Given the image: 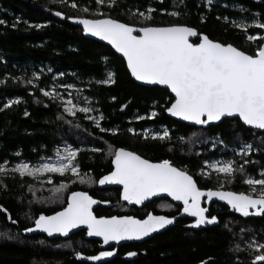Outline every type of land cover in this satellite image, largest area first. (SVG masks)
Returning <instances> with one entry per match:
<instances>
[{"label": "trees", "instance_id": "obj_1", "mask_svg": "<svg viewBox=\"0 0 264 264\" xmlns=\"http://www.w3.org/2000/svg\"><path fill=\"white\" fill-rule=\"evenodd\" d=\"M236 1L264 11V5L251 0ZM171 5L172 0H115L113 6L97 0H0V10L3 7L7 12L11 11L0 13L6 19V24L0 25V81H3L0 83V165L6 169L5 173H0V206L7 210H0V264H200L210 258V264H247L252 262L253 256L264 254L260 248L252 250L244 245L242 249L237 248L244 237L241 233L254 230L256 225L258 239L264 244V223L261 221L240 222L238 225L235 220H224L206 232L188 228L186 219L178 220L174 227L143 243L108 249L115 250V254L97 261L87 257L105 250L100 248L99 241L87 240L84 231L69 238L56 239L23 233L25 228L34 225L40 214L50 215L63 209L71 193L80 190L102 201L95 210L98 216L144 218L149 213L171 215L169 203L155 201L137 208L123 202L119 188H100V177L113 169L116 149L128 148L153 161L170 160L187 166L198 175L208 155H198L195 140L192 142L194 149L188 151L190 146L185 141L192 132L204 130L208 138L220 134L228 142L253 138V130L238 119L223 120L209 129H197L169 118L166 109L174 97L168 90L138 84L132 79L124 59L112 48L86 38L80 27L68 22L70 16L77 15L89 18L107 16L138 26L187 25L212 40L231 43L248 54H253L260 46V42L256 44L247 39L255 30L239 29L224 19L226 15L237 13L218 5L209 11L198 0H188L179 16H173L167 12ZM151 7L154 8L151 19H143L135 13V10L146 11ZM58 12L61 15H56ZM10 14L17 17L14 28L10 26ZM262 16L264 18V14ZM37 24L43 27H35ZM42 68L50 72H43ZM56 72L62 76L55 77ZM109 72L114 74V82L101 83L108 79ZM57 81L80 87L89 100V107L99 114V127L96 120L86 119L81 112L75 116L67 115L59 97L53 99L43 95L40 89L47 91ZM9 100L14 102L5 107ZM152 111H156V115L151 118ZM162 123L180 129L178 132L186 137L185 141L145 138L138 133L139 129ZM84 138L87 143L81 142ZM63 143L75 147L87 144L76 159L82 175L88 176L83 182L67 173L53 174L52 183L41 185L31 176H20L12 171L22 160L34 164L44 157L54 156L56 147ZM243 167V173L236 172L237 178L258 176V172L264 169V162L257 165L249 161ZM199 181L218 185L215 178L210 182ZM238 181L244 184V179ZM61 183L65 187L55 191ZM242 226L245 227L243 230ZM78 252L81 253L79 257ZM129 252L136 255L128 256Z\"/></svg>", "mask_w": 264, "mask_h": 264}, {"label": "snow or ice", "instance_id": "obj_2", "mask_svg": "<svg viewBox=\"0 0 264 264\" xmlns=\"http://www.w3.org/2000/svg\"><path fill=\"white\" fill-rule=\"evenodd\" d=\"M97 2L103 3L104 0H97ZM109 2L114 3L115 0H109ZM147 11L151 13L154 10L149 8ZM56 15L59 16L61 13L58 12ZM139 15L145 16L144 13ZM170 15L177 16L179 13L173 11ZM145 19H151V16H145ZM2 23L4 21L0 20V24ZM79 23L83 25L85 33H91L109 41L118 52L122 53L127 60L131 75L137 80L168 86L175 94L174 102L166 109L172 116L206 125L210 121H220L222 117L235 115L245 125L264 130V44L260 45L253 54H248L231 43H220L209 39L207 35L201 36L194 28L185 25L145 26L137 30L133 26L110 18H82ZM35 27L40 28L43 25L37 24ZM239 27L246 29V25H239ZM258 27L264 29V23H259ZM137 31L139 34H134ZM193 36L200 42L191 43L189 37ZM257 38L252 35L247 36L249 41ZM113 77L114 74L109 72L108 79L100 82L113 83ZM40 91L44 96H50L53 99L59 96L54 88L47 91L41 88ZM13 102L9 100L5 107ZM77 110L83 113L91 111L87 107H78L69 93V98L63 101V111L75 116ZM24 115L27 116L28 113L25 112ZM151 115L155 116L156 113L153 112ZM137 118L142 119V117ZM96 126H100L99 119L96 120ZM129 131L133 130L129 129ZM154 138H169V132L164 130L162 135L157 133ZM79 151L67 146L63 149V154L60 149L56 150L54 161L33 166L22 161L16 164L12 171L20 176L33 177L40 173L63 175L70 172L83 182L84 177L80 175V165L76 161ZM247 151H251V145L242 143L238 154H247ZM113 155L114 170L101 176L98 183L122 185V199L125 201L141 204L158 193H167L174 200L183 202L182 211L195 217L193 226L197 227L217 221L216 216H206L207 209L201 207V197L205 195L208 199L218 197L222 201H227L232 209L245 217L264 215V178L248 177L245 180L253 192L256 191L257 185L260 186L259 195L255 197L243 192L212 189L205 192L197 187L193 176L175 167L169 160L153 163L124 148L116 149ZM233 165L234 162L228 160L215 162L211 167L230 179L236 172H244L243 165L239 167ZM5 172L4 166L0 165V173ZM64 187L65 185L61 183L55 191H60ZM95 203L97 201L87 192H72L68 197L66 208L50 216L40 214L34 221V228H25L24 231L41 230L49 236L54 233L67 235L78 225H86L89 236L103 237V242L107 244L109 241L141 239L173 223L175 219V217L169 218L151 213L143 220L132 216L98 218L91 210ZM250 209L254 212H250ZM0 210L7 211L2 206ZM8 218L11 219L10 215ZM252 246L259 247L264 253V244ZM114 251H101L98 255L89 256L87 259L97 261L102 257L112 256ZM76 255L79 257L81 253L78 252ZM127 255L134 256L136 253L129 252ZM257 261L264 262V254L255 255L253 264ZM201 264L204 262L202 261Z\"/></svg>", "mask_w": 264, "mask_h": 264}, {"label": "flooded vegetation", "instance_id": "obj_3", "mask_svg": "<svg viewBox=\"0 0 264 264\" xmlns=\"http://www.w3.org/2000/svg\"><path fill=\"white\" fill-rule=\"evenodd\" d=\"M172 1H173V5H171V9L169 11H167L168 14H170L173 11L180 14L181 10L183 9V4H185L188 0H172ZM198 1L200 3H203L205 8L208 9L209 11L213 10V6L218 5L223 9H228L234 13H237L238 15H233V16L226 15L224 17V19L227 18V19H225L226 21L231 22L232 24H234L239 29L246 30V31H249V30L254 31L255 30L253 34H249V35L258 37L256 40H254L256 42V44L258 42H260V45H262L264 43V29H261L258 27L259 23H264V18L262 16V14H264L263 10L256 8L254 6H249L246 4L239 3L236 0L230 1V2H228L226 0H211L210 3H209V0H198ZM251 1L254 3H257V4L264 5V0H251ZM4 12H7V9H4L2 7V9L0 10V13H4ZM9 12H11V11L9 10L7 13H9ZM147 12H148L147 10L146 11H140V12L135 11V13H138V14L139 13L146 14ZM151 15H152V13H151ZM10 16H11V18L9 20L10 26L14 28L15 26H13V25H16L17 17L14 14H10ZM101 16H103V15H101ZM177 16H179V15H177ZM70 17L89 18V17L77 16V15L76 16H70ZM103 17H107V16H103ZM103 17H99V18H103ZM0 20L4 21V23H2L0 25L6 24V19L3 18L1 15H0ZM239 25H246V29L239 27ZM136 26H138V25H136ZM190 127L193 128V126H190ZM209 127L203 126L200 128H197V127H194V128L209 129ZM147 129L153 130V134L152 135L151 134H149V135L144 134L143 132ZM132 130L134 131V129H132ZM164 130H167L169 132V138H166V139H173V138H178L180 140L186 139V137H184L182 134H180V132H178V130H180V129L176 128L173 125L170 127L169 125L163 124V123L157 124V125H152L151 127H146L145 129H139L138 133H141L143 135V137H145V138L149 137L152 139H159V138H154L155 135L157 133H160L162 135ZM252 130H253V135H254L253 137H259V138L264 137L263 131H260L257 129H252ZM213 136L211 137V138H213L212 141L210 139L209 141H207L205 143L198 144V147H199L198 155H202V156L208 155V157L204 160V162H206V161L210 162L212 160L215 162L232 160L234 162V165H233L234 167H239L240 165L244 166L245 161H248V162L250 161V162H253L257 165L264 162V144L258 143L256 141L251 142L250 143L251 144V151H247V154H238V153H240V148L242 146V143L248 144L247 141H245V142H242V141L228 142L220 134H216ZM159 140H165V139H159ZM220 141H222V143H220ZM212 153H216V155H213ZM242 158H244V163L242 162ZM248 158H250V159H248ZM146 159H148V158H146ZM151 161H153V160H151ZM153 162H159V161H153ZM171 163L175 167L180 168L182 170H185V171H187V173L189 175L193 176L194 180L197 183V187L203 191H207L208 189H212V190H221V191L243 192L245 194H251L255 197V196L259 195L260 186L257 185L256 191L253 192L252 189L250 188V186L247 183H245V180L248 177H251L254 179L264 178V175H262V173H264V169H262L258 172V176L246 175L245 177L238 176V178H237L236 173H235L234 176L229 179V178L225 177L224 174L217 173L215 171V169H213L211 167V165H212L211 163L210 164L205 163V166L201 167L199 169L198 175H195L185 165H178V164H174L173 162H171ZM243 168L245 169V167H243ZM205 173H207V174H205ZM212 178H215L217 180L218 185L213 186L214 184H212V183L203 184L199 181V180L203 179L204 181L210 182V180ZM239 178L244 179V184H242L241 182L238 181ZM155 201L166 202V203L171 204V207H172L171 213L172 214L169 216H176L182 212L183 203L177 204L174 201H172L171 198H159V199H155L151 203H153ZM202 207L207 209L206 216H209V217L216 216L217 217V221L215 224H205L203 228H199L197 226H193L195 218L185 217V218H182L180 220L186 219L187 220L186 224H187L188 228H191L194 230H204L206 232H208L211 229L219 226L221 224V222H223L224 220H226V221L235 220L238 225H240V222L261 221L262 224L264 223V215H261V216L250 215V216L245 217L241 213L236 212L234 209L231 208V206H229L227 203L223 202L220 199L219 200L208 199V197L205 196L203 198ZM249 211L254 212L253 209H250ZM257 228H258V226L256 225L255 229L253 230L255 233L254 237H256V238L259 236V232L257 231ZM262 235H264V234H262ZM236 259L241 260L239 256H236ZM254 261H255V256H253L252 262L247 263V264H253ZM203 262H204V264H210L211 258L205 259ZM258 263H259L258 261L255 262V264H258Z\"/></svg>", "mask_w": 264, "mask_h": 264}, {"label": "water", "instance_id": "obj_4", "mask_svg": "<svg viewBox=\"0 0 264 264\" xmlns=\"http://www.w3.org/2000/svg\"><path fill=\"white\" fill-rule=\"evenodd\" d=\"M104 18H110V19H114V18H111V17H103V18H86V19H104ZM80 19H82L81 17H70V18H68V22L70 23V24H72L73 26H76V27H80L81 29H82V31H83V25L82 24H80L79 23V20ZM114 20H117V19H114ZM118 21H120V20H118ZM120 22H122V21H120ZM122 23H125V22H122ZM125 24H127V23H125ZM128 25H130V24H128ZM130 26H133L135 29H139L140 27H145V26H136V25H130ZM170 26V25H169ZM185 26H187V25H185ZM161 27H163V26H161ZM188 27H190V26H188ZM192 28H194V27H192ZM198 33H199V31H198V29H196V28H194ZM134 34H139L138 33V31L137 32H134ZM200 34V33H199ZM83 35L86 37V38H89V39H93V40H96V41H98V42H100V43H102V44H105V45H107V46H109L110 48H112V50L118 55V56H120L121 58H123L124 59V61H125V63H126V66H127V60H126V58L123 56V54L122 53H120V52H118L116 49H115V47L109 42V41H107V40H103L102 38H100V37H98V36H95V35H92L91 33H85L84 31H83ZM203 35H206V34H201V36H203ZM210 39V38H209ZM195 40H198V42H194ZM189 41L191 42V43H199L200 41H199V39H197V37H195V36H193V37H189ZM213 41H215V40H213ZM217 42H219V41H217ZM220 43H222V42H220ZM264 44V43H263ZM233 45V44H232ZM234 46V45H233ZM236 47V46H235ZM238 48V47H237ZM239 50H241L240 48H238ZM243 51V50H242ZM127 69H128V67H127ZM128 71H129V73H130V75H131V71H130V69H128ZM132 76V75H131ZM132 79L134 80V81H136L138 84H140V85H143V86H148V87H159V88H162V89H166V90H168L169 92H170V94L174 97V99H175V94L174 93H172L171 92V89L168 87V86H166V85H160V84H158V83H150V82H147V81H140V80H137L135 77H133L132 76ZM174 102V101H173ZM171 106V105H170ZM169 106V107H170ZM166 114H167V116L169 117V118H171V119H173V120H175V121H178V122H181V123H183V124H186V125H189V126H193V127H197V128H200V127H203V126H205V127H209V126H213V125H217V124H219V123H221L223 120H234V119H238V120H240L239 118H238V116H231V117H222V119L220 120V121H210L208 124H206V125H199V124H196L195 122H193V121H185V120H183L181 117H176V116H172L170 113H168L167 111H166ZM240 122L246 127V128H249V129H257V130H260V131H263L264 132V130H262V129H258V128H255V127H253V126H249V125H245L241 120H240ZM124 149H126V150H128V151H132V150H130V149H128V148H124ZM132 152H135V151H132ZM135 153H137V152H135ZM138 154V153H137ZM138 155H140V154H138ZM141 156V155H140ZM143 157V156H142ZM144 158V157H143ZM144 159H146V158H144ZM149 160V159H148ZM151 161V160H150ZM153 162V161H152ZM153 163H156V162H153ZM112 165H113V169H112V171L114 170V164L112 163ZM107 175V174H106ZM99 186H100V188L101 189H106V188H120L121 189V198H122V195H123V186L122 185H120V184H116V183H106V184H104V185H101V184H99ZM75 192H86V191H82V190H80V191H75ZM206 192V191H205ZM88 193V192H87ZM89 194V193H88ZM89 196H91L95 201H97V203H95V204H93L92 205V208H91V210H92V213H93V215H95L96 217H101V216H98V215H96L95 214V210L102 204V201L99 199V198H96V197H94V196H92L91 194H89ZM205 196H207V195H205ZM205 196H203V197H201V201H200V203H201V207H202V203H203V198L205 197ZM159 198H171L172 199V201H174L175 203H177V204H180V203H183L182 201H176V200H174L171 196H169L167 193H158L157 195H155V196H152V197H149L148 199H146V200H144L141 204H136V203H134V202H129V201H125V200H123V202H125V203H129L131 206H134V207H137V208H143V207H145L147 204H149V203H151L152 201H154L155 199H159ZM211 199H216V200H219V198L218 197H213V198H211ZM223 202H225V203H227V201H223ZM67 205H68V202H67V204H66V206L64 207V208H66L67 207ZM230 206V205H229ZM63 208V209H64ZM63 209H60L59 211H62ZM59 211H57V212H59ZM56 213V212H55ZM55 213H53V214H50V215H54ZM151 214H153V215H162V216H168V215H165V214H156V213H151ZM206 214V213H205ZM50 215H48V216H50ZM148 215V214H147ZM147 215L144 217V218H139V217H135V216H132V215H113V216H132V217H134V218H136V219H140V220H143V219H145L146 217H147ZM103 217H111V216H103ZM169 218H172V217H175V219L173 220V223H171V224H169V225H166L164 228H162V229H158L157 231H155V232H152V233H150L148 236H146V237H142L141 239H124V240H120V241H109L107 244H105L104 242H103V237H99V236H89L88 234H87V232H88V230H87V226L86 225H78L76 228H74V229H71L70 230V232L67 234V235H62V234H59V233H54L53 235H51V236H49L47 233H45V232H43V231H41V230H35V231H32V232H25V231H23V233H25V234H27V235H29V236H33V235H44V236H47L48 238H50V239H56V238H69V237H71L72 235H74V234H76V233H79V232H82V231H84L85 232V238L87 239V240H96V241H99L100 242V248L102 249V250H108V249H111L112 247H116V248H118V247H120V246H123V245H126V244H133V243H143V242H145V241H147V240H149V239H151L152 237H154L155 235H157V234H159V233H161V232H165V231H167L168 229H170V228H172V227H174L175 225H176V223H177V221L178 220H180V219H182V218H185V217H191V218H195V217H192V216H190V215H188L187 213H184L183 211L180 213V214H178V215H176V216H168ZM216 222H214V223H211V224H215ZM204 225L205 224H203V225H200V226H198L199 228H203L204 227ZM31 228H34V225L31 227Z\"/></svg>", "mask_w": 264, "mask_h": 264}, {"label": "rangeland", "instance_id": "obj_5", "mask_svg": "<svg viewBox=\"0 0 264 264\" xmlns=\"http://www.w3.org/2000/svg\"><path fill=\"white\" fill-rule=\"evenodd\" d=\"M104 2H107L108 3V5H110V6H113V3H110L109 2V0H104ZM149 9V8H148ZM147 9V10H148ZM151 9H153L154 10V8H152L151 7ZM136 11V10H135ZM153 12V11H152ZM151 12V13H152ZM100 13L101 12H99L98 14L100 15ZM151 13H146L145 14V16H148V15H150L151 16ZM133 14H135V13H133ZM139 16H141V15H139ZM145 16H141L143 19L145 18ZM43 72H45V71H47V72H50V70H47V69H45V68H42L41 69ZM55 74V77H61L62 75L60 74V73H54ZM68 85H71L72 87L71 88H68L67 86ZM50 88H54L55 89V91L57 92V93H59V99L63 102V101H66L68 98H69V93L71 94V98L73 99V102L74 103H76L77 105H78V107H87V108H89V109H91V111H89V112H87V113H83V112H81V113H83V114H85V116H86V119H88V120H97V118L99 117V114H97L96 113V110L95 109H92L91 107H89V105H88V102H89V100L88 99H86V97H85V95H84V93H83V91L80 89V87H79V89H78V87H76V86H74V85H72V83H70V84H66V83H61L60 81H57L56 82V84H53V85H51V87ZM61 98H63V99H61ZM82 101H84V102H82ZM78 112H80V111H76V114L78 113ZM153 112H155L156 113V111H152L151 113H150V117L152 118V117H154V116H152L151 114L153 113ZM67 115H69L68 113H66ZM75 114V115H76ZM69 116H72V115H69ZM89 117H92V119H89ZM75 127H78V126H75ZM78 128H80L81 130H83L84 132H85V130L84 129H82L81 127H78ZM144 134L146 133V135H149V134H153V130H149V129H147V130H145L144 132H143ZM205 133H206V131H204V130H198V131H196V132H192L191 134H190V136H189V138L185 141V143H187V145H189L190 147H188V151L189 150H193L194 149V146L192 145V142H193V140H195V143H197V146H198V144H200V143H205V142H207V141H209L210 139H211V141H212V139L213 138H211V137H209L208 138V136L207 135H205ZM85 134V133H84ZM254 135L252 134V137H253ZM214 137V136H213ZM202 138V139H201ZM254 141H256V142H258V143H261V144H264V137H262V138H259V137H253V138H251V140H248L247 142H248V144H250L251 142H254ZM81 142H85V143H87V140H85V138L83 139V140H81ZM242 142H245V141H242ZM87 144H81V145H79V147H75V146H73V145H71V144H69V143H63V144H61V145H59V146H57L56 148L57 149H60V151H61V153L63 154V149L65 148V147H67V146H70L72 149H79L80 151L81 150H83L84 148H87V146H86ZM251 145V144H250ZM106 148H107V145H106ZM108 149H110V151L112 150V148H110V147H108ZM107 149V150H108ZM79 151V152H80ZM79 152L77 153V156H76V159H77V157H78V154H79ZM48 158H51L50 160L48 159ZM55 158H56V154L54 155V156H50V157H44L40 162H38V163H34V164H31V163H29L28 161H24V160H22L23 162H26V163H28L30 166H33V165H38V164H40V163H46V162H51V161H54L55 160ZM22 161H20V162H22ZM20 162H18V163H20ZM207 163L206 164H213V163H215V161H210V162H208V161H206ZM18 163H16V164H18ZM15 164V165H16ZM205 166V162H203V167ZM14 168V167H13ZM69 173V175L70 176H73V177H75V178H77V179H79V177H77V176H74V175H72L70 172H68ZM53 174H58V175H61V174H59V173H40V174H38L37 176H31V177H33L36 181L38 180V183H40L41 185H45L46 183H52L53 182V177H52V175ZM64 174H67V173H64ZM63 174V175H64ZM80 175L81 176H83L84 178H86V177H88L87 175H82V173H81V171H80ZM80 180V179H79ZM85 180V179H84ZM243 228H245L244 226H242L241 227V229L243 230ZM245 230L246 229H244V232H245ZM247 232H250V233H247ZM247 232L246 233H241V234H244V237H242L241 238V240L242 241H239L238 242V244H237V248H239V249H242L244 246H248V247H250L252 250L253 249H259V247H253L252 245L253 244H256V245H260V244H263V242H261V241H259V239H258V237L256 238V237H254V231L252 230V229H250V230H248L247 229ZM245 239V240H244ZM244 241V242H243ZM242 245H244V246H242ZM105 251H112V250H105ZM115 254V251H114V253H113V255ZM112 255V256H113ZM112 256H110V257H112ZM110 257H102L100 260H104V259H108V258H110Z\"/></svg>", "mask_w": 264, "mask_h": 264}, {"label": "built area", "instance_id": "obj_6", "mask_svg": "<svg viewBox=\"0 0 264 264\" xmlns=\"http://www.w3.org/2000/svg\"><path fill=\"white\" fill-rule=\"evenodd\" d=\"M74 5V4H73ZM100 14H102V13H100Z\"/></svg>", "mask_w": 264, "mask_h": 264}]
</instances>
